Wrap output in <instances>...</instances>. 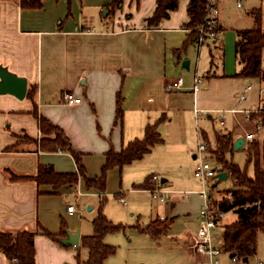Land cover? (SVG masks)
Segmentation results:
<instances>
[{"label":"crops","instance_id":"0c3cea01","mask_svg":"<svg viewBox=\"0 0 264 264\" xmlns=\"http://www.w3.org/2000/svg\"><path fill=\"white\" fill-rule=\"evenodd\" d=\"M20 1L0 0V69L24 78L27 90L35 86L34 102L38 114L61 128L73 151L82 154L81 164L87 176H99L108 151L120 152L129 141L143 136L147 124L160 120L157 130L162 141L152 146L142 158L108 170L106 189L111 188L115 176L121 181L122 175H139L135 179L131 177L134 181L136 178L141 180L146 174L142 181L132 182L131 190L145 191L151 197L150 187L140 189L133 185L142 183L147 177L151 179L155 168L161 166L166 171L169 166L178 170L193 165L194 169L197 148L192 153L195 161L188 158L194 145V125L198 141L210 146L216 144L215 133L219 130L230 132L233 142L238 137L244 139L248 133L253 134V141L264 138V126L249 115L264 104V78L234 76L242 67L235 57L236 40L231 71H227L223 63L218 73L207 70L206 75L200 76L197 74L199 59L196 58L192 75H185L182 62L189 60V45L197 47L196 39L179 54L175 49L181 47L191 33L184 25L188 0H180L178 7L157 25L146 22L157 0H122L113 11L112 22L106 25L103 22L63 24L69 14L65 11L63 17L65 3L68 8L67 4L74 0L65 3L64 0L59 3L58 0H43L39 9L24 8ZM110 2L95 1L108 9L105 15L110 12ZM222 2L219 0V4ZM220 10L217 18L219 35L224 31ZM211 43L219 46V50L223 47L219 37ZM224 55L225 47L219 57ZM190 65L189 60L188 71ZM261 65L264 69V48ZM195 74L201 79L196 89ZM179 77L182 78L181 88L167 91L166 84ZM246 86L249 88L244 91ZM67 92L80 96L81 102L66 104L64 95ZM118 92L123 98V112L121 119L114 123ZM32 109L31 99L0 93V230H35L36 264H76V254L70 250L72 246L59 245L43 233L44 229L59 232L61 218L66 221V216L74 214V208L71 212L67 210L70 204L66 206L67 214L62 213L65 210L62 193L78 192V185L84 189L81 194L100 196L101 193L87 189L80 175L76 184L59 188L37 184L29 178H11L12 175H32L39 164L52 165L57 172L78 170L72 154L39 148L38 140L44 135L39 131ZM218 112L224 115V125L218 122ZM213 123L219 128L216 129ZM202 132L207 140L203 139L204 134L201 136ZM244 144L234 150H242L245 154ZM178 173L177 176L173 171H166L162 173L165 177L159 179L161 186L169 190L166 202H157L151 197L159 207L150 222L165 217L170 222L167 230L154 236L141 232L139 224L135 227L156 243L162 236L174 241L176 244L171 248L188 256L182 264H208L206 257L193 252L189 246L193 234L187 226L195 225L197 231L199 209L191 216L181 202L183 195L193 194L197 199L194 197L192 201L198 204L202 199L198 189H182L189 184L184 174ZM115 190L114 196L125 205L124 192ZM105 192L106 196L113 191ZM178 224L183 228L177 229ZM66 228L70 230L67 221ZM79 236V244L75 247L78 254L80 231ZM177 239L186 243L180 244ZM219 260L220 264H230V253L220 254ZM5 263L6 258L0 252V264ZM250 263L254 264V261Z\"/></svg>","mask_w":264,"mask_h":264},{"label":"trees","instance_id":"16d2710c","mask_svg":"<svg viewBox=\"0 0 264 264\" xmlns=\"http://www.w3.org/2000/svg\"><path fill=\"white\" fill-rule=\"evenodd\" d=\"M208 0H188L186 5L187 22L186 27H198L205 14ZM122 0H111L108 4L114 8ZM180 0H157L156 7L150 17L146 19L148 25H157L161 20L168 17L169 13L178 7ZM20 5L24 8L39 9L43 6V0H21ZM254 25L250 28L236 30L235 57L242 63L239 72L234 76L247 78H264V69L261 65L262 49L264 48V29L262 28V14L259 8L250 10ZM198 34L191 32L181 47L175 49V53L183 52L187 45L196 39ZM36 88L31 86L26 90L25 97L32 100V115L37 121L39 131L44 135L38 140V145L44 151H62L73 155L77 164V172H57L52 165L39 164L32 175H12V179L29 178L37 184H50L54 188L64 185H74L78 176H82L87 189H95L100 192L104 199L106 189L107 172L111 168L122 167L134 160L140 159L152 146L162 141L157 130L160 120L149 123L144 128L141 138L129 141L120 152L112 150L105 154V162L101 167L99 176L89 177L84 166L81 164V153L73 151L69 139L58 126L52 124L45 117L38 114L34 102ZM122 97L120 92L116 97V111L114 123L122 117ZM250 119L258 120L264 126V104L256 112H250ZM204 134V135H203ZM203 135V136H202ZM203 139L207 140L205 133H201ZM216 146L214 149L207 145V157L220 164L218 172H225L226 178L230 177L232 187L228 193L231 200H213V204L224 213L233 210L237 219L226 224L222 230V247L224 251L235 252L240 259L251 257L255 254L256 239L260 232H264V138L250 142L245 150V163L240 167L228 158L234 151L232 135L230 132L215 133ZM252 165V174L249 175L247 167ZM225 178V179H226ZM218 178H214L211 188L214 189ZM153 180L146 178L142 183L134 184V188H151ZM99 196V197H100ZM98 215L93 219V233L82 235L80 246L87 249V257L80 259L76 254V264H105L106 259L115 253L116 247L104 242V237L109 232L123 228L121 223H113L102 213L104 200H100ZM165 218L161 224L158 220H152L144 227H138L141 232L150 233L154 236L164 233L170 222ZM165 220L167 222H165ZM59 232H51L44 229V234L53 241L66 235V221L61 218ZM137 227V225H136ZM35 230L23 229L19 231L0 230V252L5 256V264H36L34 236ZM79 246V247H80Z\"/></svg>","mask_w":264,"mask_h":264},{"label":"rangeland","instance_id":"374dc122","mask_svg":"<svg viewBox=\"0 0 264 264\" xmlns=\"http://www.w3.org/2000/svg\"><path fill=\"white\" fill-rule=\"evenodd\" d=\"M96 0H74L72 3H68L66 8V0H64L65 7L63 9V17L65 11H68L69 14L66 16V21L63 24H67L69 22L76 23L78 25H91L92 23H101L103 25L109 24L113 20V11L115 8L109 7V13L105 15L108 9L101 5L100 3H95ZM184 0H182L183 2ZM223 2L219 4V10L221 11V16L224 21V31L219 35V42L223 44V47L215 46L210 41L204 42L200 49L193 44L189 45V60L191 62L190 70L184 69L185 75L191 76L193 73V65L196 58L199 59L197 65V74L198 75H206V71L209 70L210 73L217 72L222 70V67L225 65V69L227 71H231L233 69L234 64V41L236 40V30L241 28H250L253 27V19L250 17V10L260 8L262 14V28H264V0H222ZM60 0H58V3ZM237 3L240 5L237 6ZM208 43L209 45H207ZM215 46V47H214ZM225 47V55L223 58L219 57V53H222ZM213 54V55H212ZM224 63V65H223ZM27 88V87H26ZM217 117V116H216ZM222 118L224 119V115L222 114ZM214 127L217 129L218 124L213 123ZM219 128V127H218ZM196 126L194 125L195 139L194 145L192 148V152L189 154V160L195 161L192 159V153L195 148H197V144L199 143L197 134H196ZM222 130H219L220 132ZM255 142V140L253 141ZM216 144L210 146L214 149ZM202 156H205V159L210 163L212 167L220 168V164H218L215 160L207 157V153L203 152ZM228 158H232V161L237 163L240 167L244 166L245 163V154L242 150H234L232 154L228 155ZM161 162V161H160ZM124 168H129V166H125ZM131 168V167H130ZM252 165L247 167L248 174H252ZM153 173L161 177H165L164 174L166 171L174 172L175 175L178 176V172L184 174L186 178V182L189 184L186 188L182 189H201L202 184L198 178L193 175V165L183 166L182 169L178 168L172 169L169 166L168 169L163 170L162 167L155 168ZM149 173V172H148ZM178 173V174H177ZM161 175V176H160ZM163 175V176H162ZM139 176V175H138ZM134 176H124L122 175L121 181L115 176L114 181L111 182V188H107V190L113 191L110 195H106L107 197L104 199L103 197L96 196L94 194H81L80 191L84 192L83 187L80 188L78 185V192L74 190H70L68 192L62 193V201L64 204V216L67 214L66 206L68 204L73 205L75 212L73 215L66 216V221L70 230L74 229L79 230L81 235H90L93 233V219L98 215V208L100 206V200H104L102 205V213L106 215V217L111 220L113 223H121L123 224V228L109 232L104 237V242L116 247V251L114 254L110 255L106 261V264H182L183 260L187 258L186 254L181 250L172 249V245L176 244L171 239H165L164 236L161 237L158 243L144 237L138 230L136 229V225L139 224L141 227L146 226L152 217H154L157 212V208L159 207L158 203L153 201L149 195V193L145 191H133L131 190V184L134 181H142L141 180H131V177L135 179ZM177 181V180H176ZM175 181V182H176ZM214 178L208 179L206 181L205 190L211 195L213 200H230V194L228 193L229 188L232 187L231 178L228 177L226 179L217 180L216 186L214 189L211 188V185L214 183ZM121 187V188H120ZM121 189L119 192H124V198L126 204H122L119 202L117 197L114 196L116 192L115 189ZM115 191V192H114ZM185 191V190H182ZM191 191V190H190ZM105 192V194H106ZM195 196L191 195H183L184 199H181L183 203L182 206L186 207V210L190 212L192 216L193 213L200 208L201 202L198 204L195 200L192 201V198ZM197 199V197H195ZM158 205V206H157ZM199 205V206H198ZM184 207V210H185ZM198 208V209H197ZM165 219L160 218L158 222H161ZM237 219V214L231 210L226 212L220 219L219 225L217 229L214 231V235L216 236V244L219 245L222 243V230L224 225L230 224ZM167 220V219H166ZM165 220V222H167ZM177 229H182L183 226L176 225ZM187 229L191 234H195V225H188ZM186 241H187V237ZM179 239H177L178 241ZM186 241L179 240L180 244H185ZM159 246L161 248H159ZM168 247V248H167ZM72 252L77 254V249L75 247H71ZM255 256H251L249 258L250 262H253L257 257L264 261V232H260L257 235L256 239V249ZM79 255L81 260L86 259L87 257V249L84 247H79ZM136 261V262H135ZM67 263V262H66Z\"/></svg>","mask_w":264,"mask_h":264},{"label":"built area","instance_id":"2783aa9c","mask_svg":"<svg viewBox=\"0 0 264 264\" xmlns=\"http://www.w3.org/2000/svg\"><path fill=\"white\" fill-rule=\"evenodd\" d=\"M240 4L237 3V6ZM219 15V5L218 0H208L206 4L205 14L202 18L201 24L198 27H190L186 30L188 32H196L198 34L195 42L197 44V49H200V46L205 41L215 42L218 38V18ZM194 88H197V85L201 82V79L195 74L194 75ZM182 84V78L179 77L176 81L172 83H167L165 89L171 91L173 89H180ZM249 86H246L244 89L247 90ZM244 95V94H243ZM242 96V95H241ZM65 103L68 105H74L81 102V97L76 96L71 92H67L64 95ZM260 108V107H259ZM195 111L198 112L199 109L195 108ZM253 110L252 112H256ZM218 122L220 125H224V119L220 112L217 113ZM259 123V121L257 120ZM254 136L251 133L246 134L244 137V147L247 148L250 142H253ZM197 162L193 169V175L198 178L202 184V188L198 190V194L202 199L201 206L198 210V219L199 225L195 234L191 237L190 248L193 252H196L204 257H206L208 264H220L219 255L222 253L233 254L230 256V264H251L249 262V257L246 260L240 259L235 252L224 251L223 247L215 243L216 236L214 231L217 229L221 217L225 214L223 211L219 210L213 204V198L205 190L206 181L211 178H217L218 168L212 167L210 163L205 159V156H202L203 152H207V145L203 141H199L197 144ZM153 180V187L149 189L152 199L157 202L164 203L168 200L169 190L161 186L160 180L156 174L151 176ZM231 200V196H230ZM121 202H124V199H120ZM73 205H68L67 210L72 211ZM231 211V210H230ZM254 264H264V261L258 257L254 260Z\"/></svg>","mask_w":264,"mask_h":264},{"label":"water","instance_id":"95a60500","mask_svg":"<svg viewBox=\"0 0 264 264\" xmlns=\"http://www.w3.org/2000/svg\"><path fill=\"white\" fill-rule=\"evenodd\" d=\"M189 60H184L182 66L188 68ZM27 82L24 78L16 76L12 73L6 72L5 70L0 69V93H9L17 98H23L27 90ZM244 143L242 137H238L233 142L234 149H239ZM218 180L226 178L225 172L217 174ZM79 230L70 231L66 230L65 237L59 239V242L64 246L77 247L79 244ZM233 254H230L232 256ZM246 260V258H243Z\"/></svg>","mask_w":264,"mask_h":264}]
</instances>
